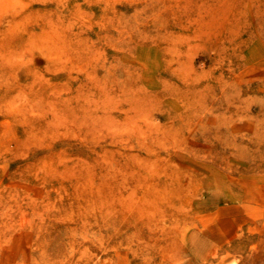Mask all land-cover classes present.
<instances>
[{"label":"rangeland","instance_id":"374dc122","mask_svg":"<svg viewBox=\"0 0 264 264\" xmlns=\"http://www.w3.org/2000/svg\"><path fill=\"white\" fill-rule=\"evenodd\" d=\"M0 264H264V0H0Z\"/></svg>","mask_w":264,"mask_h":264}]
</instances>
